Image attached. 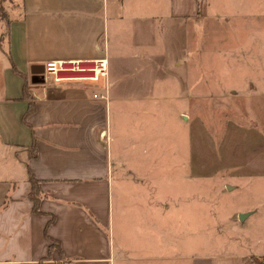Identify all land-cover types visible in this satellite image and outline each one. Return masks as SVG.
<instances>
[{
    "label": "crops",
    "instance_id": "crops-1",
    "mask_svg": "<svg viewBox=\"0 0 264 264\" xmlns=\"http://www.w3.org/2000/svg\"><path fill=\"white\" fill-rule=\"evenodd\" d=\"M196 1L171 0L167 17L190 24L199 8ZM127 3L0 0V264H142L158 259L156 249L155 257L148 258L125 244L116 255L113 215L127 208V187L145 185L147 171L162 167L158 105L192 103L196 72L189 51L165 56L142 41L149 22L162 31L164 13L156 9L152 15H130ZM190 36L188 30L187 48ZM102 57L108 60L107 101L93 97L102 92L98 84L44 83L31 72L47 60ZM253 84V124L227 122L217 167L198 164V170L212 172L209 177L227 171L232 174L227 177L264 178V84ZM29 106L33 110L24 120ZM148 109L155 130L150 145ZM191 145L189 139L188 163L194 172ZM29 176L38 182L36 208ZM260 257L256 264H264ZM247 258L239 253L201 261L255 264Z\"/></svg>",
    "mask_w": 264,
    "mask_h": 264
},
{
    "label": "rangeland",
    "instance_id": "rangeland-1",
    "mask_svg": "<svg viewBox=\"0 0 264 264\" xmlns=\"http://www.w3.org/2000/svg\"><path fill=\"white\" fill-rule=\"evenodd\" d=\"M170 1L127 0L132 5L128 13H164L162 31L149 22L141 28V39L165 56L189 51L196 99L158 105V116L164 113L156 135L162 139V167L147 171L145 185L126 188L127 208L113 215L112 250L117 255L125 244L150 258L156 249L158 259L142 264H202L205 258L239 253L256 264L264 256V178L227 177L232 175L227 171L209 177L212 172L198 170V164L217 167L219 139L228 121L253 124V82L264 84V0H197L190 24L167 17ZM149 109L150 145L155 130ZM189 139L196 150L194 172L188 163ZM238 211L245 214L243 220Z\"/></svg>",
    "mask_w": 264,
    "mask_h": 264
},
{
    "label": "built area",
    "instance_id": "built-area-1",
    "mask_svg": "<svg viewBox=\"0 0 264 264\" xmlns=\"http://www.w3.org/2000/svg\"><path fill=\"white\" fill-rule=\"evenodd\" d=\"M38 76L44 83L76 81L98 84L102 92L94 93L93 97L108 100V60L106 57L47 60L43 63V72Z\"/></svg>",
    "mask_w": 264,
    "mask_h": 264
},
{
    "label": "trees",
    "instance_id": "trees-1",
    "mask_svg": "<svg viewBox=\"0 0 264 264\" xmlns=\"http://www.w3.org/2000/svg\"><path fill=\"white\" fill-rule=\"evenodd\" d=\"M33 110V107L28 108L27 114L24 116V120L26 119L27 115ZM29 181L31 183V191H30V198L34 203V207L36 208L38 206V201L40 198V194L38 192V182L32 177L29 176Z\"/></svg>",
    "mask_w": 264,
    "mask_h": 264
},
{
    "label": "water",
    "instance_id": "water-1",
    "mask_svg": "<svg viewBox=\"0 0 264 264\" xmlns=\"http://www.w3.org/2000/svg\"><path fill=\"white\" fill-rule=\"evenodd\" d=\"M31 72L36 74V75L42 73L43 72V65H34V66H32ZM244 217H245V214H240L239 215L240 220H243Z\"/></svg>",
    "mask_w": 264,
    "mask_h": 264
}]
</instances>
